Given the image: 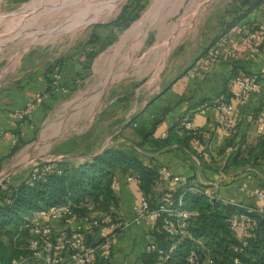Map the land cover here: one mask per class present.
Listing matches in <instances>:
<instances>
[{
  "label": "crops",
  "instance_id": "crops-1",
  "mask_svg": "<svg viewBox=\"0 0 264 264\" xmlns=\"http://www.w3.org/2000/svg\"><path fill=\"white\" fill-rule=\"evenodd\" d=\"M173 1L156 0L136 25L121 32L112 30L120 42L115 48L114 45L109 47L111 70L105 75L100 74L99 61L87 64L89 59L84 55L78 56L75 66L64 64L59 68L62 76L59 85L68 88L67 92L52 85L53 73H45L42 69L30 72L29 64L19 76L14 69L1 72L0 188L5 184L17 185L29 175L30 168L39 163L83 164L108 148L117 147L133 148L145 165L158 167L159 171L162 166H168L176 175L186 176L193 185L206 186L208 191L224 199H234L250 207L258 204L255 193L264 190V162L256 167H243L235 165L233 160L239 152L245 153L260 140L259 121L264 117V47L244 43L235 27L264 22V5L246 16H242L246 9L239 10L232 27L227 25L221 33L212 36H206L205 31L198 34L200 8L196 9L185 27L197 33V41L202 40L201 50L196 53L195 43L190 41L188 51L176 53L184 41L176 42L180 29L175 28L176 33L164 37L162 26H157L162 13ZM4 2L15 3L0 0ZM197 3L193 1L192 7ZM141 22L144 26L135 30ZM152 32L154 37H151ZM150 37L153 42L148 46ZM223 39L227 40V48L238 45V50L229 60L205 66V54ZM127 47L129 50L146 47L158 51L155 58L158 68L150 69L141 77L143 80L138 79L136 83L130 80L125 74L126 68H120V62H115ZM124 60L127 62L123 61L122 65L130 62V58L124 57ZM120 72L123 74L117 75ZM238 73L260 75V88L239 104L235 128L224 131L218 126V109L207 103L221 96ZM38 93L44 94V102L36 105L24 119L17 118L16 112L24 109ZM157 119L160 122L153 135L143 141L136 127L149 130ZM190 119L197 126L209 156L200 152L192 139L187 142L188 148L179 144L160 147L155 143L164 139V135L167 137L170 129ZM13 135L18 142H14ZM16 146L20 148L12 154ZM28 168V174L24 175L23 170ZM19 172L23 178L18 182L10 181V176ZM179 189L182 185L163 179L154 188L155 199L167 200L166 190ZM142 194L138 183L119 173L117 205L107 208L102 201L91 200L76 220L44 219L43 222L60 232L85 227L91 219L111 213L119 223L127 224L114 237L112 264H140L142 254L156 242V225L134 221L135 208Z\"/></svg>",
  "mask_w": 264,
  "mask_h": 264
},
{
  "label": "trees",
  "instance_id": "trees-1",
  "mask_svg": "<svg viewBox=\"0 0 264 264\" xmlns=\"http://www.w3.org/2000/svg\"><path fill=\"white\" fill-rule=\"evenodd\" d=\"M244 5L247 9L242 16L263 6L264 0H245ZM122 18L123 13L113 24L116 25ZM234 23L235 21L231 27ZM113 38L115 39L116 35H113ZM223 94H226V91ZM214 103L215 100L207 104ZM159 122L158 119L154 120L149 130L136 127L143 141L153 135ZM191 139L193 142L195 139L202 141L197 132H190L184 125H178L170 129L166 138L156 140L155 143L160 147L179 144L188 148L187 142ZM19 148L16 146L12 154ZM260 162H264V136L260 137L255 146L248 147L245 153L239 152L233 160L235 165L243 167L248 165L256 167ZM32 170L33 168L17 185L5 184L0 188V264H12L24 253L20 249L22 241L18 236L27 234L24 225L29 223L31 225L32 218L40 210L72 203L81 216L84 205L91 200H100L107 208L117 205L116 189H113V184H117L119 173L125 174L126 177L139 178L143 193L150 198L153 206L165 203L172 197L178 202L182 193V189L166 190L165 193L169 194L167 200L155 199L154 188L164 179L161 169L159 171L158 167L145 165L133 148L127 150L110 147L83 164L67 161L53 164V169L37 179L33 186L28 184ZM189 184L190 187L194 186L201 190L187 193L183 197L182 206H177L190 213L189 219L186 220V233L171 235L167 232L164 229L166 219L174 221L177 226L183 218L164 213L155 226L157 250H146L141 256L140 264H194L190 261L193 252H197L199 256L201 261L199 264H203L207 255L211 257L212 264H264V219L257 213L251 214L255 224L248 233L247 246L241 251V241L233 234L230 222L234 213L246 211V208L242 204L238 206L210 196L206 193V186L193 185L191 179ZM123 229L124 227L120 225L113 234L118 235ZM159 250L165 253L163 260L160 259ZM236 259H239V263L235 262ZM95 264H101L100 260Z\"/></svg>",
  "mask_w": 264,
  "mask_h": 264
},
{
  "label": "rangeland",
  "instance_id": "rangeland-1",
  "mask_svg": "<svg viewBox=\"0 0 264 264\" xmlns=\"http://www.w3.org/2000/svg\"><path fill=\"white\" fill-rule=\"evenodd\" d=\"M13 1L15 3H0V74L6 69H14L16 76H19L26 64H29L30 72L32 69H42L45 73L54 74L64 64L75 66L78 56L83 55L89 59L87 64L99 61L100 74L105 75L111 70L112 53L108 54L109 47L114 45L115 48L120 42L118 35L112 30L121 32L136 25L140 16L149 12L156 0H88L78 9H70V12L67 8L66 11L61 8L60 3L52 2L54 0ZM193 1L195 0H174L162 13L157 24L158 27L162 26L164 37L176 33L175 28L180 29L176 42H181L182 39L184 41L176 53L188 51L190 41L195 43L196 53L201 50L202 40L195 39L197 33L190 32L186 27L182 28L192 20L191 14L196 9L200 8L198 34L205 31L206 36L221 33L236 19L235 15L239 10L247 9L245 0H197V5L192 7ZM67 7L72 5L68 4ZM56 12L58 13L54 15ZM122 13L124 18L116 25L113 24ZM143 26L144 22H141L135 30ZM113 35H116L115 39ZM151 37H154L153 32ZM151 37L147 41L148 46L153 42ZM146 47L138 51L127 47L121 51L119 59L115 58L116 63L120 62V68H126V76L135 83L138 79L143 80L141 77L150 69L158 68L155 59L158 51L148 50ZM136 51L138 54H135ZM124 57L130 58L127 65H122L123 61L127 62ZM121 74L123 73L117 75ZM72 123L73 121L70 122ZM28 172L29 168L23 170V174L27 175ZM24 175L16 173L10 176V181L18 182Z\"/></svg>",
  "mask_w": 264,
  "mask_h": 264
},
{
  "label": "built area",
  "instance_id": "built-area-1",
  "mask_svg": "<svg viewBox=\"0 0 264 264\" xmlns=\"http://www.w3.org/2000/svg\"><path fill=\"white\" fill-rule=\"evenodd\" d=\"M235 30L242 36V41L249 45H259L264 47V22L256 25L239 24ZM227 40L223 39L220 44L212 47L204 56V65L210 66L213 62L219 60L231 59L238 50V45H232L227 48ZM60 69H56L53 75L52 85L54 87L68 91L66 87H60L61 80ZM260 75L238 73L232 79V82L226 89V94H222L215 99V106L218 109V126L221 130L231 131L237 123V115L239 113L240 103L246 100L249 95L256 92L260 88ZM44 102V94L38 93L35 99L28 105L16 112V117L24 119L30 115V111L36 105ZM136 125V124H135ZM184 127L190 132H198L197 126L193 120H187ZM258 134L264 136V117L259 121ZM14 136V135H13ZM166 138V135L163 136ZM14 142H18L17 136H14ZM200 152L209 156L207 146L200 139L194 141ZM33 167L31 176L28 179V184L34 185L37 179L42 178L47 172L53 169V164L42 162ZM162 177L172 183L182 185V193L177 202L173 197L165 203H159L153 206L150 198L144 193L140 197L135 208V222H146L148 226L156 225L164 213L169 216L183 218L180 224L175 225L174 221L165 220L164 229L171 235L186 233V220L189 219L190 213L187 210L179 209L177 206H182L183 197L189 192H198L201 189L191 186L189 178L182 175H176L168 166L161 167ZM127 180L135 181L141 185V180L135 176H128ZM117 184H113V189H116ZM210 196L217 197L226 203L241 205L234 199H224L218 194L207 191ZM258 204L255 206H245L246 211H238L231 217L230 228L233 234L241 241V251L248 244V233L254 227V221L251 214L257 213L264 219V190H259L255 193ZM179 203V204H178ZM76 206L72 203H67L59 206H52L47 209L37 212L28 225H24L27 229V234L18 236L22 241L20 249L24 253L13 261L12 264H95L100 260L101 264H112L113 258V242L116 235L113 231L118 226H127L126 223H119L111 213H106L101 217L91 219L90 223L85 227L76 229H66L56 232L54 227L43 222L44 219H52L57 221L71 222L80 217L76 212ZM113 235V237H112ZM17 239V238H16ZM148 251H156L157 246L152 243L148 246ZM160 259L165 258V253L159 250ZM1 258V254H0ZM190 261L194 264H199L200 258L197 252H193ZM239 263V259L235 260ZM213 261L209 255L203 261V264H212Z\"/></svg>",
  "mask_w": 264,
  "mask_h": 264
},
{
  "label": "bare ground",
  "instance_id": "bare-ground-1",
  "mask_svg": "<svg viewBox=\"0 0 264 264\" xmlns=\"http://www.w3.org/2000/svg\"><path fill=\"white\" fill-rule=\"evenodd\" d=\"M88 1V0H54L52 2H58L61 4V8H63L64 10L67 8V11L70 12L71 10L70 9H78L79 7H81L83 4H85V2ZM68 4H71L72 7L68 8L67 5ZM60 8V9H61ZM85 8V7H84ZM188 8V7H187ZM191 10V9H190ZM66 11V10H65ZM58 12H61V11H58ZM58 12H56L54 15H56ZM190 12V11H189ZM63 13V12H62ZM61 13V14H62ZM186 15V14H185ZM183 19V18H182ZM186 19V18H185ZM143 25V23H142ZM183 27V26H182ZM185 28V26H184Z\"/></svg>",
  "mask_w": 264,
  "mask_h": 264
}]
</instances>
